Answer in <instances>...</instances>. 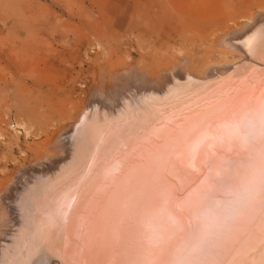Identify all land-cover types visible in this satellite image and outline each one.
Instances as JSON below:
<instances>
[{
  "label": "bare ground",
  "instance_id": "6f19581e",
  "mask_svg": "<svg viewBox=\"0 0 264 264\" xmlns=\"http://www.w3.org/2000/svg\"><path fill=\"white\" fill-rule=\"evenodd\" d=\"M249 19L224 27L197 74L186 60L157 77L125 70L141 94L130 112L72 125L19 167L0 191V260L23 264L39 240L47 264H264V11ZM254 178L208 234L202 213ZM15 207L23 219L8 223Z\"/></svg>",
  "mask_w": 264,
  "mask_h": 264
},
{
  "label": "rangeland",
  "instance_id": "374dc122",
  "mask_svg": "<svg viewBox=\"0 0 264 264\" xmlns=\"http://www.w3.org/2000/svg\"><path fill=\"white\" fill-rule=\"evenodd\" d=\"M261 11L264 0H0V191L70 126L130 112L141 94L125 70L157 77L186 60L197 74L225 26ZM14 209L8 223L23 219Z\"/></svg>",
  "mask_w": 264,
  "mask_h": 264
},
{
  "label": "clouds",
  "instance_id": "9594fccd",
  "mask_svg": "<svg viewBox=\"0 0 264 264\" xmlns=\"http://www.w3.org/2000/svg\"><path fill=\"white\" fill-rule=\"evenodd\" d=\"M258 178H254L253 180L249 181L247 184H242L236 189L231 190L228 195L230 200L227 204L220 202L217 204L215 209L206 210L202 213V220L204 224V228L208 234L220 226L221 224V217L219 215L220 211H235L237 210L245 200L252 194L254 184Z\"/></svg>",
  "mask_w": 264,
  "mask_h": 264
},
{
  "label": "snow or ice",
  "instance_id": "6c2138e0",
  "mask_svg": "<svg viewBox=\"0 0 264 264\" xmlns=\"http://www.w3.org/2000/svg\"><path fill=\"white\" fill-rule=\"evenodd\" d=\"M260 32H261V37H260L259 47L261 50H264V28H261ZM69 201H70V197L66 193L61 202L59 211L56 214H53L49 217V223L52 224L62 223L64 217L67 215L65 209L70 207ZM45 255H47L46 249L40 243V241L37 240L32 245V249L28 254L29 258L26 261H24L23 264H47V262L44 259ZM0 264H7V262L4 260H0ZM13 264H20V262L13 261Z\"/></svg>",
  "mask_w": 264,
  "mask_h": 264
}]
</instances>
